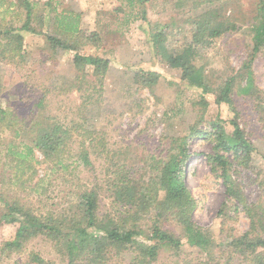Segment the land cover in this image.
Instances as JSON below:
<instances>
[{
  "label": "rangeland",
  "instance_id": "1",
  "mask_svg": "<svg viewBox=\"0 0 264 264\" xmlns=\"http://www.w3.org/2000/svg\"><path fill=\"white\" fill-rule=\"evenodd\" d=\"M28 1L33 6L29 27L34 34L20 31L21 54L0 56V264H68L69 260L64 251L70 237L56 243L45 233L4 252V244L18 231L19 222L13 217L22 219L13 207L28 210L41 221L50 216L67 218L76 211L80 195L95 189L98 215L117 219L111 184L124 177L138 185L147 183L158 175L157 163L173 153L177 139L187 136L192 126L208 130L217 116L229 133L231 121H236L254 148L247 166L233 164L232 178L244 204L260 218H255L253 229L244 204L230 198L222 181L210 172L204 155L211 153V143L200 137L187 139L185 184L196 201L190 220L211 245L205 250L189 245L169 219L163 227L180 237L182 245L178 251L160 250L151 264H253L254 255H243L230 243L245 233L249 238L264 236V47L252 60L254 94L238 93L245 85V65L251 60L255 27L261 24L256 17L264 0L202 4L134 0L133 5L129 0ZM209 10L236 29L199 48L194 62L211 87L203 94L156 54L148 36L162 31L163 46L177 51L190 42L192 19ZM25 14L17 0H0V36L9 27L19 31ZM68 22L77 23L76 33L63 30ZM49 38L75 50L66 51ZM74 51L107 59L105 75L93 74L90 66L78 70ZM140 70L158 73L157 81L149 87L135 83L134 74ZM230 77H235L232 105L216 104L219 88ZM55 125L70 133L64 167L34 146L39 130ZM83 148L89 166L80 159ZM162 196L158 191L156 199ZM150 216L144 214L135 224L147 232ZM136 255L132 250L114 253L105 264H137Z\"/></svg>",
  "mask_w": 264,
  "mask_h": 264
},
{
  "label": "trees",
  "instance_id": "2",
  "mask_svg": "<svg viewBox=\"0 0 264 264\" xmlns=\"http://www.w3.org/2000/svg\"><path fill=\"white\" fill-rule=\"evenodd\" d=\"M17 1L18 6L26 12V19L19 31L9 27L2 37L0 36L4 40L3 43H0V56L2 54L9 56L21 54L24 35L20 31L34 34V30L29 27L32 3L28 0ZM129 1L133 5L134 0ZM208 1L210 0H200L199 4ZM259 8L260 15L256 17V20H260L261 24L255 27L251 60L245 65V85L238 90L239 94L246 96L254 94L252 60L264 47V2L261 3ZM191 25L193 27L190 42L184 48L177 49V51L175 49L168 51L163 46L161 43L164 40L162 31L154 35L148 34V39L156 54L166 64L180 71L182 81L191 87L201 89L204 94L210 92L211 87L206 83L200 67L196 66L194 62L199 54V48L208 47L213 40L224 33L235 30L236 26L220 19L212 10L196 16L192 19ZM63 30L76 33L78 31L77 23L68 22ZM49 39L66 51L75 50L73 45L71 46L54 38ZM73 63L80 71H83L87 66L92 67L93 74L100 77L105 75L109 67L107 59L83 55L75 51ZM158 76L159 74L156 72L140 70V73L134 74L133 79L135 83L149 87L157 81ZM234 85L235 77H230L225 81L219 88L215 103H225L231 106L233 103L231 93ZM0 113L3 112L0 111ZM209 126L208 130H200L195 126L190 127L187 136L176 140L175 152L170 153L166 161L157 163L155 170L158 175L150 178L147 183L138 185V183L132 182L133 179L130 177H127V181L124 177L119 179L116 184L114 182L111 184L113 202L116 206L115 211H118L117 215L119 214L117 219L101 218L98 215V196L95 189L85 191L80 195L76 211L67 218L62 215L57 216V218L50 216L45 221H41L40 218H35L28 210L23 211L21 208L16 209L13 207L15 213H19L22 219L19 220L13 217V221L19 222L18 231L14 240L4 244L3 251L17 250L28 237L45 233L56 243L62 238L64 240L65 237H70L64 251L69 258L68 264H78L79 260L80 264H105L107 258H110L109 255L125 250H132L137 253L135 258L137 264H151L152 261L156 260L160 250L172 248L174 251H178L182 245L180 237L164 229V222L169 219H173L177 223L189 245L202 250L208 249L211 241L190 220V215L196 207V201L185 184L184 168L190 155L187 149V139L200 137L211 143V153L204 155L210 172L216 179L222 181L228 196L232 199H238L242 204H244V201L239 193L236 181L232 178V167L234 163L243 167L247 166L254 150L245 132L236 121H231L232 131L230 133L225 128V122L219 116ZM69 139L70 133L66 129L55 125L39 130L34 146L42 152L46 159L53 157L56 160L55 164L64 167L61 162L63 152L66 150L65 144ZM81 146H84V143ZM80 159L84 165H90L87 149H82ZM20 161H22V157ZM158 191L163 192L160 200L156 199ZM244 207L251 216L253 228L256 223L255 218L258 221L260 217L257 216L258 213H253V210L249 209L247 205L244 204ZM10 210L12 211L11 207ZM144 214L151 215L147 232L135 224L137 220L143 218ZM63 231L66 233L63 234ZM230 247L243 255L248 253L254 255L253 264L254 260L256 264H264L262 256L264 236L256 235L249 238V234L245 233L242 237L233 239Z\"/></svg>",
  "mask_w": 264,
  "mask_h": 264
}]
</instances>
